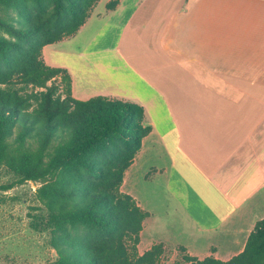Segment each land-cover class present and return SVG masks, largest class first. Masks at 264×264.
Segmentation results:
<instances>
[{"label": "crops", "instance_id": "0c3cea01", "mask_svg": "<svg viewBox=\"0 0 264 264\" xmlns=\"http://www.w3.org/2000/svg\"><path fill=\"white\" fill-rule=\"evenodd\" d=\"M110 1L99 0L76 34L46 45L44 59L70 72L78 99L144 107L152 130L123 185L140 164L153 167L170 219L168 233L139 252L164 242L227 261L264 218V0H119L111 10ZM57 52L92 55L78 83L91 77L93 88L77 96L74 69ZM136 200L150 212L142 238L155 212Z\"/></svg>", "mask_w": 264, "mask_h": 264}, {"label": "trees", "instance_id": "16d2710c", "mask_svg": "<svg viewBox=\"0 0 264 264\" xmlns=\"http://www.w3.org/2000/svg\"><path fill=\"white\" fill-rule=\"evenodd\" d=\"M98 1L0 0V170L19 183L42 182L33 225L49 233L52 264H161L164 242L139 252L150 212L122 190L152 130L144 107L105 95L78 99L70 72L44 59V47L76 34ZM179 249L190 264H264V218L227 261Z\"/></svg>", "mask_w": 264, "mask_h": 264}, {"label": "rangeland", "instance_id": "374dc122", "mask_svg": "<svg viewBox=\"0 0 264 264\" xmlns=\"http://www.w3.org/2000/svg\"><path fill=\"white\" fill-rule=\"evenodd\" d=\"M99 40L104 44L111 40L108 29L101 33L97 41ZM56 55V60L70 63L74 69L77 96L80 94L79 90L85 87L93 88L91 77H89L90 81L80 79L81 82L78 83V69L82 71L92 64L94 59L92 55H86L84 60L76 55L67 57L59 52ZM138 56V54L128 55L136 61ZM50 62L54 61L50 60ZM17 181L15 174L6 168L0 170V186L15 184L12 188L0 189V264H52L56 258V251L49 243V233L47 230H37L33 225L36 219L35 214L41 211L39 206L42 203L37 197V189L42 182L28 180L19 183ZM125 182L122 190L132 194L146 208L155 212L154 217L149 221V229H146L147 231L142 235L139 244V249L142 251L148 248L150 241H157L156 237L160 233L166 234L169 231L167 219L170 218L166 216L168 209L163 203L165 196L162 195L159 176L155 178L153 167L146 163L140 164L135 176L131 179L127 178ZM183 254L184 252L178 246H167L161 264H190L183 260Z\"/></svg>", "mask_w": 264, "mask_h": 264}]
</instances>
